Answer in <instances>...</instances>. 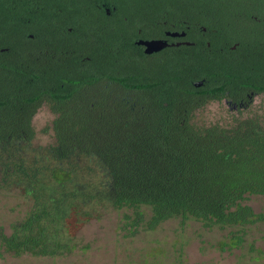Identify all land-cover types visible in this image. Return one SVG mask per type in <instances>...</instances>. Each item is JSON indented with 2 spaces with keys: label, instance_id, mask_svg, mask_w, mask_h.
<instances>
[{
  "label": "trees",
  "instance_id": "16d2710c",
  "mask_svg": "<svg viewBox=\"0 0 264 264\" xmlns=\"http://www.w3.org/2000/svg\"><path fill=\"white\" fill-rule=\"evenodd\" d=\"M163 39L186 42L152 55L137 45ZM259 94L264 0H0V190L32 201L10 234L0 228V258L65 255L67 221L97 207L131 211L134 229H230L222 249L241 246L264 227L245 203L264 198V121L193 118Z\"/></svg>",
  "mask_w": 264,
  "mask_h": 264
},
{
  "label": "rangeland",
  "instance_id": "374dc122",
  "mask_svg": "<svg viewBox=\"0 0 264 264\" xmlns=\"http://www.w3.org/2000/svg\"><path fill=\"white\" fill-rule=\"evenodd\" d=\"M259 118L264 121V94L254 96L240 111L227 102H211L194 113L200 124L218 123L230 126L236 119ZM51 113L42 108L32 124L34 144L47 145L51 139L43 129L52 120ZM255 212L264 211V198L253 196L246 202ZM32 201L20 189L0 190V228L10 234L30 210ZM128 214L130 219H126ZM149 214H147V219ZM133 215L129 210L97 207L92 217L74 213L67 221L68 236L74 246L59 257H15L4 254L0 264H264V227H248L244 242L235 248L222 249L230 229L207 228L201 223L179 219L163 222L154 230L144 224L130 227Z\"/></svg>",
  "mask_w": 264,
  "mask_h": 264
},
{
  "label": "water",
  "instance_id": "95a60500",
  "mask_svg": "<svg viewBox=\"0 0 264 264\" xmlns=\"http://www.w3.org/2000/svg\"><path fill=\"white\" fill-rule=\"evenodd\" d=\"M184 33L179 34V33H167V36L170 37H184ZM137 45L143 46L144 47V53L145 54H151L154 52H159L162 49L166 48L168 46V43L163 41V40H139L137 42ZM179 45V44H177ZM201 84H197V86H200Z\"/></svg>",
  "mask_w": 264,
  "mask_h": 264
},
{
  "label": "flooded vegetation",
  "instance_id": "af4514ba",
  "mask_svg": "<svg viewBox=\"0 0 264 264\" xmlns=\"http://www.w3.org/2000/svg\"><path fill=\"white\" fill-rule=\"evenodd\" d=\"M163 41L167 42L168 43V46H171L172 44H182V43H185L186 41H183V40H177L175 42H170L168 39H163ZM143 47V46H142ZM167 48V47H166ZM163 50V49H162ZM143 51H144V47H143ZM160 52V51H159ZM155 53H158V52H155ZM153 53H151L152 55Z\"/></svg>",
  "mask_w": 264,
  "mask_h": 264
}]
</instances>
